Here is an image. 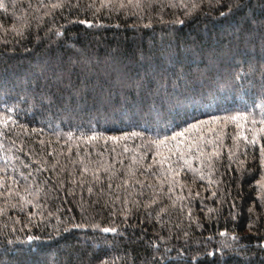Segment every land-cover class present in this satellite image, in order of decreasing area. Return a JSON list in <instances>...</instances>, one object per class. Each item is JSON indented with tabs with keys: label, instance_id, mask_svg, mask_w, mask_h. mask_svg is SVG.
Here are the masks:
<instances>
[{
	"label": "trees",
	"instance_id": "trees-1",
	"mask_svg": "<svg viewBox=\"0 0 264 264\" xmlns=\"http://www.w3.org/2000/svg\"><path fill=\"white\" fill-rule=\"evenodd\" d=\"M55 2L43 0L49 5ZM183 2L190 5L200 0ZM229 2L215 5L211 0L213 6L209 7V0H204L189 15H185L186 8L160 11L157 6L141 18L124 12L105 15L104 11L93 16L67 8L44 15L48 9L28 7L40 0H15V6L13 0H3L7 11L0 9V117L14 107L11 115L17 124L0 125L5 133L0 136V169L4 170L0 176H13L19 185H33V190L47 181L36 198L47 205L39 210L47 219L41 221L38 214L36 223L24 228L16 221L26 222L32 206L25 205L24 211L13 209L0 196V264H98L100 260L110 264H264V191L255 184L260 177L258 146L255 161L252 147L245 160L241 142L237 156L244 160L245 168L254 171L238 170L237 162L228 159L234 124L225 128L221 156L211 175L216 182L209 185L207 176L196 178L191 192H199V196L190 197L187 187L175 188L173 198L185 197L175 206L165 185V195L156 193L157 203L146 209L143 205L153 195L147 185L155 184L156 178L149 174L145 180L137 174L144 184L132 183L127 189L131 215L126 225L119 214L125 190L115 188L121 181L113 178L111 195L99 194L100 185L89 184L90 174H85L81 185L76 150L79 144L83 156L87 142L73 139L69 151L64 136L68 131L74 137L82 131L89 136L92 131L102 134L87 143L91 158L113 164L122 177L134 153L143 152L144 160L152 161L148 148L137 147L150 136H170L187 123L236 110L255 113L259 120L261 109L256 105L264 106V0H231L243 7L221 16ZM22 17L30 23L23 37H16L12 30L25 23ZM176 19L183 23H175ZM79 20L92 24L89 27ZM57 30L61 36L55 35ZM237 74L244 78L238 79ZM50 93L55 97L52 103L45 98ZM133 131L143 138H103ZM170 144L175 146V141ZM49 152L54 155L48 156ZM161 152L168 155L167 148ZM53 160L59 161L55 169L50 167ZM191 163L194 168L203 167L195 159ZM29 172L28 180L20 175ZM100 175L107 193V177L103 171ZM182 179L191 183L193 174L184 169ZM89 186L93 187L91 193ZM114 195L121 197L115 205L111 203ZM189 200L191 218L188 207H183ZM162 207L165 212H159ZM113 209L116 216H110ZM49 211L54 216L49 217ZM84 214L102 226L114 221L120 231L102 233L85 227L64 232L61 227L57 235L49 227L57 224L55 217L78 223ZM221 231L227 235L220 236ZM29 234L39 239L27 241ZM233 235L239 239L233 240ZM221 242L231 247L223 248Z\"/></svg>",
	"mask_w": 264,
	"mask_h": 264
},
{
	"label": "snow or ice",
	"instance_id": "snow-or-ice-1",
	"mask_svg": "<svg viewBox=\"0 0 264 264\" xmlns=\"http://www.w3.org/2000/svg\"><path fill=\"white\" fill-rule=\"evenodd\" d=\"M204 3V0H200V3L193 2L190 5L183 2V0H88L86 4H82L81 0H56L55 3L44 4L43 0H40L38 5H32L31 3L28 4L29 8L35 7L36 11H39L41 8H46L48 11L44 12V15H50L52 10L55 9H64L67 8L69 11L73 9H79L83 12H91L93 16L101 13L104 11L105 15H110L113 12H124L126 15H134L140 16L142 18L143 13L147 11H151L154 7L158 6V10L162 11L164 7L170 8H186L185 15L191 14L193 11L200 8L201 4ZM222 0H215V5H220ZM13 5L15 6V0H13ZM213 4L211 0H209V7H212ZM243 7L242 4H233L230 0L228 3V7L226 12H220L221 16H226L237 8ZM0 9H5L7 11L3 0H0ZM25 23L21 24L19 27L14 28L12 31L16 37H23L25 31L27 30L28 24L30 22L26 21ZM80 24L88 25L89 27L92 24V21L89 20H79ZM175 23L182 24L183 21L180 19H176ZM135 26V25H133ZM149 25H145L148 27ZM51 32V29H49ZM61 31L57 30L55 32L56 36H61ZM143 55V54H141ZM238 79H243L244 77L239 76L237 74ZM58 79L62 80V76L58 77ZM49 103L55 101V97L53 94H49L45 97ZM257 108H260V118L257 120L256 114L249 112L247 110L241 111L236 110L230 114H226L223 117L218 116H210L206 120H197L192 123H187L186 126L180 127L179 131H172L171 135H161L157 134L155 137H148L145 140L143 145H138V148H148L150 154L152 155L153 159L149 163L144 160V153L142 152L139 156L135 153L132 155L130 159V163L126 166V170L122 177L117 176V171L113 164L105 163L102 159L97 161L91 158V155L88 151L87 143H91L92 141L97 140L102 136V134H98L95 131H92L91 135L85 134L83 131L81 132L80 136L74 137L72 131H68L64 133V136L67 137L68 143L66 147L69 151H71L72 144L71 141L76 139L82 143L87 142L84 148V155H81L80 146L77 145L76 156L79 158L80 164V176L81 179L79 183L81 185L85 184L84 176L85 174L91 175V181L89 184H98L100 185L99 194H109L111 195V190L113 189L112 181L115 177L116 179L120 180L121 183H117L115 185L116 189L124 188L125 196L121 201V197L119 195H114L112 197L111 203L115 205L117 201L122 202V209L120 211V215L125 217V220L122 222V225H126L128 223L127 217L131 215V209L128 207L129 200L128 196L131 195L127 191L128 187L131 186L132 183L137 184H144L143 180L137 179V174L144 176L145 180L149 179V174L156 178V183L153 184L151 182L148 183L147 187L153 189V195L151 198L145 202L143 205L146 209L149 208V205L157 203L158 196L156 193H160L161 196L165 195L163 193V187L167 186V195L168 199L171 201L172 206H175L176 201L185 200L183 194L175 196L171 195L175 188H185L187 187L189 191V196H199V192L192 193L191 188L195 184V179L199 178L200 180L205 179L208 177V183L211 185L212 183L216 182L211 179V175L214 170L217 168V163L220 159L221 152L220 149L223 147L224 139H225V128L229 124L235 125V132L231 135V139L233 141V145L228 149V159L229 161H236L237 162V169L240 171H249L253 172L254 170H250L244 167V160H240L237 156V152L241 148V142L244 145V159H248L247 149L248 147H252L254 152L252 159L255 161V150L258 146V153H259V171L260 177L259 179L255 180V184L259 187L261 191H264V106L261 104L256 105ZM14 111V107H8L6 109L7 115L5 117H0V125L7 127L9 122L12 125H16L17 121L12 118L11 113ZM159 118V117H158ZM23 127V126H21ZM26 131V129H24ZM167 130V129H166ZM37 130L35 128L32 129V132L35 133ZM186 133H189L188 136H185ZM195 133H199V135H195ZM5 135L3 131H0V136ZM58 137L60 134H56ZM131 135L132 137H141L143 135L141 133L133 131L131 134L123 133L121 136L116 137H103L105 140H125ZM182 138V139H181ZM170 141H175V146L170 144ZM187 141V143H186ZM13 144L15 141L12 142ZM41 144L44 143L43 140L40 141ZM0 147H3L0 144ZM161 148H167L168 155H164L161 152ZM129 149L127 147L124 148V152H128ZM48 156L54 155V153L49 152ZM157 157H160L157 159ZM175 157V160L172 159ZM197 160L203 166L201 168H194L192 166L191 161ZM72 163H76V161H71ZM122 162V161H121ZM23 163V162H22ZM37 163H46V161L37 160ZM59 164L58 160H53L50 164V167L55 169ZM25 168L28 167V164L23 165ZM142 169V171H141ZM184 169H187L189 172L193 174V180L189 183L186 179H182V172ZM207 169V172L204 171ZM0 171H4L0 169ZM61 171H64V168L61 167ZM101 171L106 175L108 180V192L101 183L103 177L100 175ZM24 180H28L31 176L29 172L27 175L24 173H20ZM74 182V181H73ZM47 181L42 182L41 185L35 186L33 190V185L26 184V185H19V182L16 181L15 177L13 176H0V189H4V191H0V196H5V203L8 204L13 209L19 208L21 211H24L25 205H31L33 211L27 213V221H20L17 220V223H23L24 228H29L31 225L36 223L35 217L39 214L41 215V221L47 219V217L43 216V213L39 211L42 208H46L47 205L40 204L37 201V197L40 195L42 191V185L46 184ZM59 186H63L62 182H58ZM88 191L91 193L93 191V187L89 186ZM47 195V193H45ZM213 196L217 195L216 192L212 193ZM264 200V196L261 197ZM96 203V202H93ZM220 203V201H217ZM190 200L188 204H184L183 207H188L189 210V218H191V208L189 207ZM108 205V202L105 201V206ZM139 204H135V207L139 208ZM183 211V208L181 209ZM3 209H0L2 212ZM59 211V209H57ZM166 207L160 208L159 212H165ZM213 211L209 209V212ZM86 212V210L82 209V213ZM159 212L157 213V219L160 220ZM117 212L113 209L110 212V216H116ZM48 216H54V213L49 211ZM57 219L56 225H49V227H53L56 229L55 234L59 235V229L63 227L64 232H68L69 228H85L89 227L93 230H97L102 233H118L120 231L119 227L115 226V222H109L108 226H102L100 222H97L95 219L89 220L87 215H82V219L78 223H71L68 221V218L65 217L63 220L60 217H55ZM252 225L249 224V229L251 230ZM220 236H225L227 233L225 231H221L219 233ZM187 236V233H185ZM233 240L239 239L237 236L233 235ZM27 241H33L35 239H39L38 236H33L31 234L27 235ZM11 243V241H10ZM223 248L231 247L229 244L221 242ZM211 255V253H209ZM98 264H110L109 261L100 260ZM124 264H128V261H124ZM198 264V262H197Z\"/></svg>",
	"mask_w": 264,
	"mask_h": 264
}]
</instances>
